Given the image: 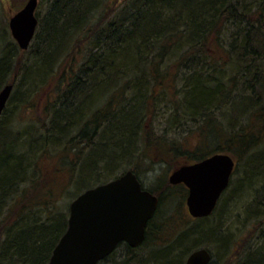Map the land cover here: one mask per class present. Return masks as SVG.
Here are the masks:
<instances>
[{
  "label": "trees",
  "instance_id": "trees-1",
  "mask_svg": "<svg viewBox=\"0 0 264 264\" xmlns=\"http://www.w3.org/2000/svg\"><path fill=\"white\" fill-rule=\"evenodd\" d=\"M106 1L45 0L37 9L39 25L27 50L13 40L3 49L6 38L0 30V54L7 51L0 55V90L14 85L8 104L18 89L8 79L12 73L23 77L29 95L47 91L54 96L46 105L47 121L33 134L27 128L2 131L8 105L0 120V264H48L68 227L64 187L77 185L73 170L82 155L90 154L86 162L91 164L83 167L87 169L80 178L91 176L94 186L106 183H99L105 173L98 169V160L109 172L119 155L131 159L144 145L164 151L169 142V148L185 158L179 166L229 153L244 164L246 175L264 177V64L260 62L264 0ZM222 22L241 26L239 40L230 48L221 37ZM215 42L223 50L219 54L211 45ZM29 53L31 58L25 60L22 55ZM68 59L71 63L63 69ZM172 59L176 66L164 65ZM228 73L233 76L227 77ZM239 83L251 87L239 95ZM172 93L180 99L167 101L168 123L177 124L176 115L183 112L196 123V134L207 135L201 146L184 150L182 145L173 146L166 133L156 136L146 130L143 121L158 108V98L173 97ZM142 129L146 134L139 137ZM102 130L104 140L95 144ZM85 148L90 153H84ZM55 154L59 156L51 168L55 175L70 173L59 188L52 185L42 164ZM133 170L139 175L138 167ZM237 171L235 167L233 175ZM155 184L148 189L160 204L147 225L145 241L138 247L120 243L99 264H186L196 249L207 247L212 252L218 249L217 242L224 248L229 234L208 222L215 221L232 180L214 212L202 218L188 213L184 184L177 185L184 188V199L179 201L172 189L176 186L164 180ZM263 196L264 184L256 189L252 206ZM188 215L192 220L179 218ZM248 255L238 264H264L262 248ZM212 257L210 264H214L213 252Z\"/></svg>",
  "mask_w": 264,
  "mask_h": 264
},
{
  "label": "rangeland",
  "instance_id": "rangeland-1",
  "mask_svg": "<svg viewBox=\"0 0 264 264\" xmlns=\"http://www.w3.org/2000/svg\"><path fill=\"white\" fill-rule=\"evenodd\" d=\"M44 1L45 0L40 1L39 7L41 6L42 2L44 6ZM111 1L112 0H107L106 4ZM26 2L27 0H0V27H1L0 30L4 31L2 37L6 38V41L2 43L3 45L1 44L3 49H6L9 43L12 42V40L16 41L9 27V20L13 14H15L25 5ZM119 7H122L121 3L119 4ZM240 29L241 26L238 25L225 26V22H224L221 29V37H223V35L225 37L224 42L226 44V48H230V46L233 43H235L236 40H239L237 38V33L238 31H240ZM216 43L217 42L214 43L215 45L213 44L211 45L213 48L219 51L218 52L219 54L223 50H219V48H217L218 44ZM6 52H2L0 55H3V53ZM23 55L22 57L25 58V60H29V57L31 58L30 53L25 54V57ZM212 55L218 57V55L215 52H212ZM68 62L71 63L70 59L66 60L63 69L68 68ZM260 62L264 64V60L263 62L262 61ZM169 63L170 64L173 63L176 66L175 60L173 59L169 62H166L164 65L168 66ZM226 75L227 77L233 76L231 73H228ZM8 76L10 82L14 80L18 89L16 90V92H14V96L12 97L11 102L8 104V111L5 114V117L2 121L5 130L2 127V131L7 132L8 130L10 131L13 130L15 132H19L27 128L28 132L33 134L35 130L40 127L41 123L47 121L46 105L48 99L49 98L52 99L54 96L50 94L46 95L48 93L47 91H45V93L41 91L40 93L37 92L34 95H29V93L31 92L28 91L27 93L28 85L25 83L23 77L16 78L14 73L9 74ZM56 81L57 79L54 81L51 87H53ZM176 87H181V84L176 83ZM250 87L251 85H248L246 87L245 84L239 83L236 89L237 90L236 93H239L240 95L244 90ZM173 93L171 94L173 97H167L166 98L167 100L165 98H160V97L158 98L159 101V105L157 104L158 108L151 110L143 121L146 130L148 131L150 130V132L153 130V133H155L156 136H160L161 133L163 134L166 133L167 139L175 143V145L173 146L182 145V149L184 150L185 148L190 149V148H196L199 145L201 146L204 141L207 142V135L205 136V134L203 135L200 133L196 134L197 131H199L198 128H195L196 123H194L191 120H188L187 117H183L184 116L183 112L176 115L178 117V120H180L179 122L177 120L178 122L177 124L176 121H172V125L168 123L167 118H168L169 107L166 106L167 101H174L175 103H177L176 99H180L178 95ZM24 96L25 98L23 99L20 98ZM129 96H130L129 93L127 92L126 99H128ZM88 115L86 114L85 118L86 117L88 118ZM170 118L171 117H169L168 120H170ZM192 128L193 129L195 128V130H192V133H190L191 132L190 130ZM145 134L146 131L142 129L141 135L139 134V137L144 136ZM27 135L28 134H26V136ZM103 135L105 134L104 131L102 130L100 134L96 137L95 144L97 141H99V145H100L101 141L104 140ZM99 138L100 140H98ZM170 144L171 142L165 143V146H163L165 148L164 151H162L163 149L160 147L158 148L152 147L153 150L151 148L150 150L146 148L149 145L141 146V148H138V151L135 154L136 156L132 157L131 159L127 157L122 158L119 155V157H117V159L115 160L116 162L113 164L109 172L105 168L106 166L105 162L98 160L96 162L98 169L101 170L103 173H105L104 175L101 176L102 177L101 182L99 183L107 182L112 178H115L116 176H120L121 174H123L124 172L130 169H134L135 167H138V170L140 171L138 177L140 178L141 182L146 188H149L152 185L154 186L156 181L157 183H159L164 180L165 182H168L169 184L176 186L172 188L174 190L173 192L175 193L176 199L178 201L183 200L184 188L182 186H177L180 184L177 185L172 184L169 181V177L173 172V170L179 167L180 162H182L185 158L182 156V153L177 154L175 150L173 151L171 148H169L172 145ZM86 150L87 148L84 149L85 151L84 153H86ZM55 152L56 151L54 150L53 153ZM87 152H89V150H87ZM139 154L140 156L142 155L141 158ZM53 156L52 159L45 158L42 164L44 166L43 168L46 173L45 175L47 177H51L50 181L52 182V185L53 186L57 185L59 188V186H61L62 183L66 181L68 182L70 173L69 171L67 172L65 171L66 173L63 172L61 174L55 175V172H53V169L51 168L55 160L59 159V156H57L56 154ZM89 156H87V154L82 155L80 156L79 160H77L78 168H76L77 167L76 166L75 167L76 170H73L75 172V178L79 179L77 185L74 186L73 184L72 185L68 184L66 185L67 187H64V190L66 192L64 193L65 199H63V201L69 202V211H70L71 201L81 192H83L86 188L94 186V182H92L94 181V179H92L91 176H88V178L85 179L80 178L81 171L83 172V169H87V167L90 166L91 164L90 162H88V160L86 162V159L87 157L89 159ZM77 158L78 157H76V159ZM45 162H48L49 164H46ZM85 165L87 167L83 168ZM243 165L244 164H242L241 161L238 162V160L236 159V168L238 169V171L236 174L234 175L232 174V178H231L232 184L229 187L228 191L224 194L222 200L220 201L219 209L214 214V217H216L215 219L216 222L214 220H210L208 222V224L217 225V227L221 228L222 232L224 233L226 232L227 234H229L227 235L228 239L227 242L224 244V248H221L218 245V242L216 243L218 249L212 251L213 254L215 255V258L213 259L212 262L214 264H238L241 260L247 258L249 256L248 255L249 253L254 251H259L261 248L264 250V196L259 200L258 203H253L252 206V202L254 201L253 199H256L255 191L256 189L259 190L260 188H262L264 184V177H262L261 174L246 175L242 170L244 168ZM89 172H91L90 169ZM241 182L243 183L242 187L239 186ZM82 184H86V186L80 189L79 186ZM183 217L184 216L179 217L181 221L183 220V222H187L185 221L186 219L189 221L192 220V218H190L192 217L191 215L190 216L188 215L187 218H183ZM119 250L123 251L122 248H120Z\"/></svg>",
  "mask_w": 264,
  "mask_h": 264
},
{
  "label": "water",
  "instance_id": "water-1",
  "mask_svg": "<svg viewBox=\"0 0 264 264\" xmlns=\"http://www.w3.org/2000/svg\"><path fill=\"white\" fill-rule=\"evenodd\" d=\"M39 0H27L10 17L9 27L21 49L31 45L39 19ZM14 85L0 90V119ZM236 162L229 153H215L201 161L173 170L172 184L188 189L187 207L195 218L211 215L223 192L229 187ZM159 197L145 188L130 169L115 179L86 189L70 203L68 227L55 246L48 264H99L120 243L140 246L146 239L149 221L159 207ZM212 253L206 247L193 251L186 264H210Z\"/></svg>",
  "mask_w": 264,
  "mask_h": 264
}]
</instances>
